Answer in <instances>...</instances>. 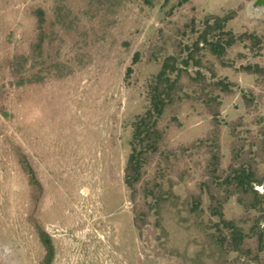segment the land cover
<instances>
[{"label": "rangeland", "instance_id": "374dc122", "mask_svg": "<svg viewBox=\"0 0 264 264\" xmlns=\"http://www.w3.org/2000/svg\"><path fill=\"white\" fill-rule=\"evenodd\" d=\"M228 15L218 57L199 37ZM257 66L244 0H0V264H264ZM241 168L259 197L228 182Z\"/></svg>", "mask_w": 264, "mask_h": 264}, {"label": "trees", "instance_id": "16d2710c", "mask_svg": "<svg viewBox=\"0 0 264 264\" xmlns=\"http://www.w3.org/2000/svg\"><path fill=\"white\" fill-rule=\"evenodd\" d=\"M231 19L232 15H228L222 18L210 17L204 22V31L201 33L199 39L204 45H207L210 48L211 52L214 55L218 57L223 56L226 50L236 42V39L231 32H225L226 24ZM215 32L218 33L217 37H212V33ZM224 36H227L228 38L225 40ZM245 37L249 36H247L246 34H242L241 36H239V38ZM255 70L259 73H264V68H259L257 66ZM131 72L132 69L129 68L128 74H130ZM162 76H164V72L159 75V78L161 79ZM222 85L224 87H227L223 83ZM151 101L152 110H149L145 117H140L135 123L133 142L131 143L132 152L129 158V169L132 170L133 174L136 177L140 175L141 169V162L139 160L141 154L140 150H138V147L140 146V142L144 141L145 139L143 135H149L150 132L149 129L144 132L146 117H151L154 114L155 117L158 118L161 116L164 108V103L159 100L158 96H153ZM228 182L230 184H233L238 190L244 192H252L259 197V193L254 189V185L261 184L262 182H258L255 178V174L249 169L241 168L234 171L233 174L228 177ZM220 224L222 226V228H219L220 232H222L224 229H227L230 232V238L224 236L220 237V244L224 247L229 243L230 239L229 245H231L233 251H240L244 240V235L242 234L241 230L235 226L234 222L225 221L223 218L220 220ZM259 243L261 249H264V235H261L259 237Z\"/></svg>", "mask_w": 264, "mask_h": 264}, {"label": "crops", "instance_id": "0c3cea01", "mask_svg": "<svg viewBox=\"0 0 264 264\" xmlns=\"http://www.w3.org/2000/svg\"><path fill=\"white\" fill-rule=\"evenodd\" d=\"M255 0H244L245 8L248 12V17L253 20H264V7L253 8Z\"/></svg>", "mask_w": 264, "mask_h": 264}, {"label": "water", "instance_id": "95a60500", "mask_svg": "<svg viewBox=\"0 0 264 264\" xmlns=\"http://www.w3.org/2000/svg\"><path fill=\"white\" fill-rule=\"evenodd\" d=\"M257 7H264V0H255L253 8L255 9Z\"/></svg>", "mask_w": 264, "mask_h": 264}]
</instances>
